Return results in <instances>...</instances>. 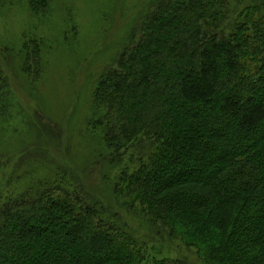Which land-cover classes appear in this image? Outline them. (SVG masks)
I'll return each instance as SVG.
<instances>
[{
    "label": "trees",
    "instance_id": "16d2710c",
    "mask_svg": "<svg viewBox=\"0 0 264 264\" xmlns=\"http://www.w3.org/2000/svg\"><path fill=\"white\" fill-rule=\"evenodd\" d=\"M135 38L93 92L114 192L205 263L264 264V0H157ZM86 198L0 192V264H188Z\"/></svg>",
    "mask_w": 264,
    "mask_h": 264
},
{
    "label": "rangeland",
    "instance_id": "374dc122",
    "mask_svg": "<svg viewBox=\"0 0 264 264\" xmlns=\"http://www.w3.org/2000/svg\"><path fill=\"white\" fill-rule=\"evenodd\" d=\"M156 1L0 0V192L46 181L75 188L126 221L149 256L208 264L207 254L122 206L114 187L124 163L111 160L96 124L95 87Z\"/></svg>",
    "mask_w": 264,
    "mask_h": 264
}]
</instances>
